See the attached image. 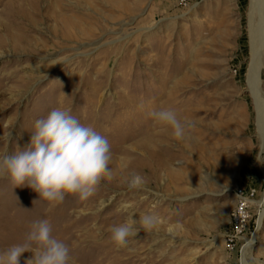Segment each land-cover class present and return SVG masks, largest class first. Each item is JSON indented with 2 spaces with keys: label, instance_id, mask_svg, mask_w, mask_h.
<instances>
[{
  "label": "rangeland",
  "instance_id": "obj_1",
  "mask_svg": "<svg viewBox=\"0 0 264 264\" xmlns=\"http://www.w3.org/2000/svg\"><path fill=\"white\" fill-rule=\"evenodd\" d=\"M252 6L0 0V153L27 148L55 107L106 136L112 152L111 178L86 201L66 195L50 206L0 178V252L48 219L75 264H242L246 248L248 264H264V117L260 133L249 84L263 21ZM259 78L264 94V48ZM160 107L194 123L190 139L152 122L147 112ZM133 175L142 189H128ZM145 213L162 223L117 249L109 229Z\"/></svg>",
  "mask_w": 264,
  "mask_h": 264
},
{
  "label": "clouds",
  "instance_id": "obj_2",
  "mask_svg": "<svg viewBox=\"0 0 264 264\" xmlns=\"http://www.w3.org/2000/svg\"><path fill=\"white\" fill-rule=\"evenodd\" d=\"M139 107L143 109L144 105ZM147 115L155 125L170 129L177 142L190 139L194 123L181 119L173 108H153ZM111 160V145L106 136L81 123L70 108L55 107L35 122L27 148L11 155L7 150L0 153V178H7L13 188L27 185L50 206L63 202L66 195H77L79 200L86 201L104 179L111 178ZM144 186V178L133 175L128 189ZM133 217L109 229L117 249L127 247L129 238H135L140 229L152 232L162 223L155 213H145L139 219ZM174 228L170 227L169 232ZM52 231L48 219L33 221L22 243L0 252V264H20L25 252L33 254L26 264H75L69 246L55 238Z\"/></svg>",
  "mask_w": 264,
  "mask_h": 264
},
{
  "label": "bare ground",
  "instance_id": "obj_3",
  "mask_svg": "<svg viewBox=\"0 0 264 264\" xmlns=\"http://www.w3.org/2000/svg\"><path fill=\"white\" fill-rule=\"evenodd\" d=\"M252 2H253L252 7H254V9L255 8L258 9L261 12V20L263 21L261 32L257 31V33H255V36L253 37L252 63L250 67L251 71H250V76H249V84L252 88V93L254 95L256 107H257L259 130H260V133H262L263 117H264V94L261 93V88H260L259 68L261 65L262 52L264 48V0H252ZM260 204H261L262 209L259 213V222L262 221L263 214H264V197L260 201ZM250 243L251 242H249V244ZM248 252H249L248 248H246L242 254V260H241L242 264H248L246 261V258H247L246 256Z\"/></svg>",
  "mask_w": 264,
  "mask_h": 264
},
{
  "label": "built area",
  "instance_id": "obj_4",
  "mask_svg": "<svg viewBox=\"0 0 264 264\" xmlns=\"http://www.w3.org/2000/svg\"><path fill=\"white\" fill-rule=\"evenodd\" d=\"M176 1V3L178 4V5H180L181 7H187V6H189L192 2H194V1H198V0H175ZM242 206H243V204H242ZM242 210V208L240 207L239 208V210ZM241 213V214H240ZM235 217H236V219L238 220L237 221V223H236V228L237 229H240L241 227H242V224H243V222H244V215H243V213H242V211H239V212H237L236 213V215H235Z\"/></svg>",
  "mask_w": 264,
  "mask_h": 264
}]
</instances>
